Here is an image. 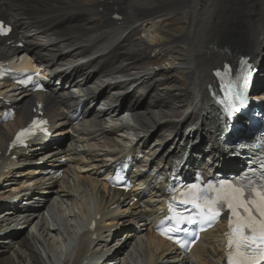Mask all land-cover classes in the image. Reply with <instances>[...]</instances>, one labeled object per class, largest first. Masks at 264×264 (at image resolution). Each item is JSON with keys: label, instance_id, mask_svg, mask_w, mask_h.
Returning a JSON list of instances; mask_svg holds the SVG:
<instances>
[{"label": "bare ground", "instance_id": "1", "mask_svg": "<svg viewBox=\"0 0 264 264\" xmlns=\"http://www.w3.org/2000/svg\"><path fill=\"white\" fill-rule=\"evenodd\" d=\"M14 1L0 0V17H5L14 27L10 36L0 37V55L28 54L35 63L62 71L65 78L72 79L73 85L89 98L106 96L104 104L115 112L116 117L111 119L114 122L120 121L125 107L132 118L121 119L122 130L100 117L93 126L95 130H88L84 125L75 128L70 125L66 113L75 101L69 88L61 93L40 95L39 98L46 103L52 127L61 126L58 134L68 137L66 149L64 152L60 150L64 147L60 142L58 147L47 150L42 139L28 149L8 152L12 132L28 121L29 117L25 116L35 106L33 95H24L16 102L18 114L14 122L6 125L8 130L0 126V183L5 184L0 188V199L17 195L18 189L33 182H47L51 186L45 191L19 197V201L40 199L36 201L40 206L31 209V217L24 218L26 228L14 234L16 237L0 236V264H47L42 251L49 260L55 257L54 264L91 263L94 257L110 248L106 243L102 244L104 240L99 241L93 236L107 235L113 226L122 223L126 234L118 236L120 233H114L108 245H115L113 237H120L122 243L116 252H128L136 264H217L225 252V223L208 231L190 253L180 255L150 227H143L158 217L160 198L153 194H163V191L156 187L157 183L146 178L144 185L150 196L144 201L145 205L131 203L130 193L107 187L104 171L111 162L119 159L120 153L134 151L123 148L120 143H128L124 135L132 131L138 143L146 145L145 154L149 157L171 158V150L183 151L189 142H192L191 152L203 149L210 153L213 145H209V140L215 134L216 123V106L212 97L221 72L238 59V64L243 66L252 61L258 73L264 69V0H29L48 10L42 14V19L35 21L24 17ZM115 13L122 17H113ZM172 19L186 21L183 30L171 35L165 33L162 25ZM149 22L155 25L162 22L156 31L171 37L168 44L179 42L174 57L175 69L148 64L152 53H163L158 59L163 61L165 53L172 52L171 46L154 44L141 36ZM12 39L14 41L7 44ZM18 41L24 43L23 49L13 46ZM224 46L233 49L228 57L223 55L228 49ZM219 51L227 59L226 63L217 57ZM243 56L248 59L242 60ZM183 70L187 74L185 82L175 75ZM118 75H123L124 79L116 84L108 82ZM258 77L264 80V70ZM262 83L257 81L256 88ZM130 89L131 92L127 93ZM4 105L0 99V109ZM132 121L134 125L130 124ZM71 129L76 134L70 133ZM102 134L104 137L98 140ZM211 154L217 161L226 159L224 153L216 149H212ZM14 155L16 159H13ZM44 155H51L47 168L60 165L59 160L65 155L71 158L64 168L66 179L59 181L58 185L51 175L42 176V169L27 166ZM17 161L28 163L11 169ZM134 194L139 196L140 192L137 190ZM81 199L93 206V212L73 254L63 258L59 253L58 237L64 235L63 230L74 240V218L67 214L73 211L70 205ZM46 207L54 212L52 222L44 216ZM21 208L18 204L0 207V213L3 212L0 228L13 221L22 212ZM33 221L42 238L30 236L29 227ZM93 223L96 226L91 230ZM132 226L135 227L127 230ZM11 251L18 255V262L3 258Z\"/></svg>", "mask_w": 264, "mask_h": 264}, {"label": "snow or ice", "instance_id": "2", "mask_svg": "<svg viewBox=\"0 0 264 264\" xmlns=\"http://www.w3.org/2000/svg\"><path fill=\"white\" fill-rule=\"evenodd\" d=\"M11 30L0 21V34H6ZM248 85V77H244V87ZM240 105L245 102L243 89L235 94ZM233 113L237 118L243 115L240 108L231 104L227 115ZM36 124V121H33ZM28 129L17 134V142H22L21 137L34 135ZM243 148L244 145L240 144ZM257 176L255 169H249L243 180L235 182L224 181L218 185L209 183L206 188L201 189L198 185L192 184L185 193V199L180 201L183 204H191L196 210L194 214H178L169 217L176 225H200L211 222L218 218L223 209H227L229 215V231L226 233L227 257L226 264H264V162L260 164L259 182L256 183L249 177ZM211 194V195H209ZM186 231L181 228H170L168 233ZM162 233V234H168ZM172 239L173 235L169 234ZM177 243L180 240L176 239Z\"/></svg>", "mask_w": 264, "mask_h": 264}, {"label": "rangeland", "instance_id": "3", "mask_svg": "<svg viewBox=\"0 0 264 264\" xmlns=\"http://www.w3.org/2000/svg\"><path fill=\"white\" fill-rule=\"evenodd\" d=\"M34 11H32L33 13L31 12V14H29V15H32L36 19V16L41 13V10L40 9H38V10L35 9ZM26 15H28V14H26ZM185 21L186 20H182V19L180 20L179 19L176 22L174 19H172L170 22H167L168 25L166 24V22H164L163 25H162V22H159L157 25L149 22V24H147L145 26V28L141 31V36L145 40L147 39L146 41H153L154 44L161 43V44H164L166 46H171V51H172L171 53H165L166 57L163 59V61L162 60H158L159 58H161L163 56V53H161V52L157 53V54L156 53H152L151 54L152 57H151V59L148 62L149 65L155 66V65L162 64V65H164L167 68L168 67L172 68V70L175 69L174 67H176L177 63H175L176 60L174 61V57H175V55L177 53V49L179 48V42H173L172 44H168V42L171 40V37L167 36V35H164V34L162 35L161 33L157 32L156 29L159 26L162 25L164 27L165 33H169V34L172 35V34H174L176 32H179L182 29L183 23H185ZM178 23H181V24L179 25ZM185 27H187V24H185ZM263 70H260V73H262ZM180 72L181 73H179V74H178V72H175V75H176L177 79H179L181 82H185V79L187 78V74L184 72V70L180 71ZM182 73H184V74H182ZM180 74H182V75H180ZM259 77H261V75ZM259 77H258V79H259ZM184 88H185V86H184ZM5 129H7V128H5ZM32 244L36 247V244H35V242L33 240H32ZM23 250H26V252H27V249H22L21 251H23ZM14 253H15L14 256H10L9 254H7L6 257L4 256L3 258H7L8 257V258H11L12 260H15V261L18 262L19 257H18V255L16 254L15 251H14ZM1 262L2 261H0V263ZM26 264H28V263H26Z\"/></svg>", "mask_w": 264, "mask_h": 264}]
</instances>
